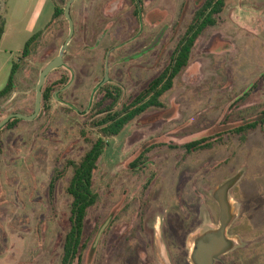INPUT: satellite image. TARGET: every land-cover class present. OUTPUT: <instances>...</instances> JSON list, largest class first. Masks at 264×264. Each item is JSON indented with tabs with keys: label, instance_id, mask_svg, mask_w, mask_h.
<instances>
[{
	"label": "rangeland",
	"instance_id": "rangeland-1",
	"mask_svg": "<svg viewBox=\"0 0 264 264\" xmlns=\"http://www.w3.org/2000/svg\"><path fill=\"white\" fill-rule=\"evenodd\" d=\"M1 1L7 26L0 90L28 39L54 13L53 0ZM150 1L144 0L145 13L156 8V25L140 33L128 9L108 13L105 23L106 7L118 0H78L67 68L48 79L60 96L36 119L0 129V264H60L70 228L73 169L67 162L80 161L91 147L90 107L108 92L101 86L120 90L116 108L130 104L167 67L205 0H152L148 8ZM162 29L154 49L131 57ZM68 33V20L45 30L17 74L15 91L0 101V121L13 112L33 113L40 72ZM113 46L111 82L102 83ZM162 100L164 108L150 109L108 139L95 172L100 199L89 211L87 247L75 264H194L195 239L221 224L214 193L234 176L227 234L235 244L217 264H264V123L236 131L264 118V0H227L219 23L198 39L190 65ZM204 138L211 147L187 152L185 144ZM145 146H152L149 162L134 172L129 164ZM56 170L61 179L51 192Z\"/></svg>",
	"mask_w": 264,
	"mask_h": 264
},
{
	"label": "trees",
	"instance_id": "trees-1",
	"mask_svg": "<svg viewBox=\"0 0 264 264\" xmlns=\"http://www.w3.org/2000/svg\"><path fill=\"white\" fill-rule=\"evenodd\" d=\"M53 2L54 13L51 22L44 30L36 32L26 42L19 59L12 65L7 84L0 90V101L15 91L17 74L22 70L24 61L32 55L45 30L53 23L59 22V20L67 21L64 13L67 0H53ZM226 6L227 0H205L203 2L194 13L184 35L181 37L176 49L171 55L167 67L130 104L125 105L122 109L116 108L121 96L120 90H109L107 87L101 86L100 92L108 90V93L105 94L102 100L96 104H92L90 107V111L93 114L90 116L89 125L96 134L93 135L94 137L91 140V147L80 161L70 160L67 162V165L73 169V175L67 187V192L71 196L70 228L65 235L60 264H75L77 261L79 263L82 252L87 247L84 241L87 218L90 209L96 206L100 199L99 193L94 188L95 172L108 146V139L119 135L127 124L143 116L150 109H161L165 107L162 100L163 96L173 89L176 78L190 65L198 39L209 27L219 23L221 14ZM1 10L2 1L0 0V42L6 32L7 26L6 17L1 13ZM53 72L47 76L46 83L43 87L42 110L40 115L49 106L51 100L55 98V92L58 90L55 83L48 84L49 76ZM60 83L63 85L66 83V80ZM110 100L112 103L105 105ZM21 120L14 118L3 128L13 126ZM263 123L264 118L260 121L255 120L247 125L240 126L236 131L243 133L247 129L255 130ZM83 133L85 135L86 132L84 131ZM204 140L205 138L189 142L184 147L190 154L212 146V143H206ZM151 150L152 146H145L140 154L129 164V167L134 172L144 170L146 163L149 162L148 154ZM60 179L61 171L56 170L50 183L51 192L55 190L57 182Z\"/></svg>",
	"mask_w": 264,
	"mask_h": 264
},
{
	"label": "water",
	"instance_id": "water-1",
	"mask_svg": "<svg viewBox=\"0 0 264 264\" xmlns=\"http://www.w3.org/2000/svg\"><path fill=\"white\" fill-rule=\"evenodd\" d=\"M76 1L77 0H67L66 2L64 13L69 23V33L64 43L62 44L58 55L54 57L51 61H49L40 72L39 80L36 87L35 108L33 113L31 114H23L20 112L10 113L8 116H6L3 120L0 121V129L14 118L31 121L39 116L42 109L43 87L46 83L47 76L51 72H53L54 70L60 68L65 64L64 56L75 34V23L72 18L71 8ZM162 35H163V31L160 34H158V36L149 46L144 48L134 57L141 56L144 53H147L150 50L154 49L160 42ZM107 79H108V75H106V80ZM55 97L58 98V92H55ZM238 180H239V176H234L233 178L222 184L215 191L214 197L220 207L221 224L218 228L214 230H210L205 234L198 236L195 239V246L192 252V261L194 264H215L216 260L220 256L227 253L229 250L233 248L235 242L234 240L229 238L227 234L228 228L234 218L232 212V205L229 199V191L237 183ZM108 222L109 221L107 220L106 223L101 227L95 245L98 243Z\"/></svg>",
	"mask_w": 264,
	"mask_h": 264
},
{
	"label": "flooded vegetation",
	"instance_id": "flooded-vegetation-1",
	"mask_svg": "<svg viewBox=\"0 0 264 264\" xmlns=\"http://www.w3.org/2000/svg\"><path fill=\"white\" fill-rule=\"evenodd\" d=\"M118 1L119 2H117V4H115V7L114 8H113V6H111V9H109V7H106V10L105 11H107V13L104 12V15L106 16L104 18L105 23H106V21L108 19L107 16L109 14L116 16L118 13L123 12L125 9H128L127 11L129 13H131L130 15H132L133 18L135 19V22L134 23H136L138 25L137 28L140 29V27H141V32L140 33H146V32L149 33L150 30H151V28L152 27H155L156 23H153V22H155L154 20H155V17H156V8L155 7H153L150 11H148V14L146 15V13H145V9H146L145 3L146 2H144V0H127V2H126V0H124V1L118 0ZM151 3H152V0L149 2L148 8L151 7L150 6ZM74 4H73V6H74ZM73 6L71 8L72 18H73V13H74ZM115 16H113V17H115ZM73 20H74V18H73ZM74 23H75V34H76V22L74 21ZM108 25H109V23L107 24V27L105 28L106 30L109 28ZM163 30L164 29H162V31ZM75 34H74V37H75ZM139 35H138V37H139ZM74 37H73V39H74ZM73 39H72V41H73ZM70 45H71V43H70ZM70 45H69V47H68V49H67V51L65 53V56H64L65 64L63 66H61L60 68H58V69L67 68L66 56H67V53L69 51ZM123 47H124V45H123ZM115 50L116 49L113 46L111 49H109L107 51V54H108V52H110V53H109V55H106V58H105V63H104V76H103V79H102V83L111 82V75H110V73H111V54ZM136 53H139V52L133 53L131 55V57L134 56ZM129 57L130 56H127L126 58H129ZM58 69H56V70H58ZM106 75H108V79L107 80H106ZM219 258L216 260L215 264H217V261H219Z\"/></svg>",
	"mask_w": 264,
	"mask_h": 264
},
{
	"label": "crops",
	"instance_id": "crops-1",
	"mask_svg": "<svg viewBox=\"0 0 264 264\" xmlns=\"http://www.w3.org/2000/svg\"><path fill=\"white\" fill-rule=\"evenodd\" d=\"M4 36V35H3ZM12 69V68H11ZM3 89V88H2ZM238 182V181H237Z\"/></svg>",
	"mask_w": 264,
	"mask_h": 264
}]
</instances>
